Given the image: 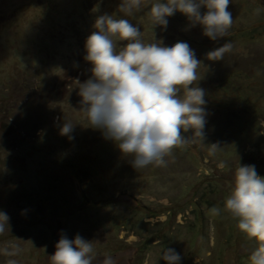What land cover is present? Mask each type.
<instances>
[{"label": "rangeland", "instance_id": "1", "mask_svg": "<svg viewBox=\"0 0 264 264\" xmlns=\"http://www.w3.org/2000/svg\"><path fill=\"white\" fill-rule=\"evenodd\" d=\"M154 2L126 16L121 0H0V211L10 225L0 247L23 249L0 254V264H51L62 234L92 241L93 264L106 255L117 264H166V248L180 254V264H250L258 242L238 230L223 204L239 165L264 177V0H230L233 25L217 41L179 12L166 28L154 27ZM106 13L138 26L146 44L186 42L202 62L203 143L195 137L175 148L166 166L134 169L132 157L77 112V81L91 78L85 41ZM228 41L234 47L223 60L206 58ZM64 121L74 126L71 139L60 134ZM182 135L190 140L194 132ZM211 144L221 147L215 155ZM213 206L219 216L209 214Z\"/></svg>", "mask_w": 264, "mask_h": 264}, {"label": "clouds", "instance_id": "2", "mask_svg": "<svg viewBox=\"0 0 264 264\" xmlns=\"http://www.w3.org/2000/svg\"><path fill=\"white\" fill-rule=\"evenodd\" d=\"M144 0H121L118 8L126 16L141 10ZM230 0H156L148 15L153 26L166 28L168 18L177 12L184 15L190 26H201L203 36L217 41L228 35L233 25L228 11ZM205 9L203 14L201 9ZM258 15L260 9L255 10ZM93 31L85 41L84 60L91 67V78L79 83L80 109L89 127L102 132L113 141L123 156H131V165L140 170L149 165L166 166V156L178 147L195 142L203 143L206 125L205 91L196 86L197 69L202 62L186 42L171 47L160 42L144 43L138 26L128 19L103 14L95 19ZM126 42L117 51V42ZM228 41L209 51V61H221L233 50ZM74 126L64 121L62 136L71 139ZM193 130L192 139L183 132ZM215 155L219 144L208 145ZM224 165L221 164L220 167ZM223 211L237 220V228L258 247L251 253L250 264H264V177L257 174L254 165H239L233 186L226 196ZM211 216H219L221 208L209 209ZM10 230L8 215L0 211V235ZM23 249L18 244L0 247V254L18 256ZM51 264H93L95 250L92 241L77 234L74 240L61 235L50 256ZM166 264H180L181 256L175 249L161 253ZM7 264H18L8 259ZM103 264H117L106 255Z\"/></svg>", "mask_w": 264, "mask_h": 264}, {"label": "trees", "instance_id": "3", "mask_svg": "<svg viewBox=\"0 0 264 264\" xmlns=\"http://www.w3.org/2000/svg\"><path fill=\"white\" fill-rule=\"evenodd\" d=\"M263 30H264V28H263ZM95 190L98 192L97 188H95ZM99 193H100V192H99Z\"/></svg>", "mask_w": 264, "mask_h": 264}]
</instances>
